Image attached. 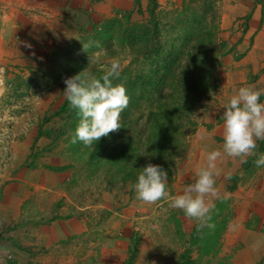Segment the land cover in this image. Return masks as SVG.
Instances as JSON below:
<instances>
[{"label":"rangeland","instance_id":"374dc122","mask_svg":"<svg viewBox=\"0 0 264 264\" xmlns=\"http://www.w3.org/2000/svg\"><path fill=\"white\" fill-rule=\"evenodd\" d=\"M239 2L163 0V4H160V0H148L147 8L141 12H138L136 4V9L131 12L135 14L133 20L130 15L131 23L149 24L156 20L162 31L161 43L169 46L174 43L178 32L187 29L178 23L187 22L184 18L192 17V12L195 17L205 18L203 11H208L203 19L205 28L202 30L206 31L204 37L210 36L212 41L209 53L214 54L211 68L215 71L212 77L214 84L200 97L197 108L191 113L192 125L185 123L183 129L174 130L175 138L161 151L145 146L152 124L148 122L151 118L148 117L149 111L142 113L147 116L140 117V109L133 107L125 118L128 122L125 128L126 137L134 142L136 149L134 151L132 147L133 154L129 152V161L125 165L121 164L119 170L109 164L108 156L102 162H97L98 165L89 167L88 156H84L86 146L81 148V152L73 151L71 139L77 127L74 125L76 118L69 111L61 115L57 113L67 101L64 80L74 76L71 69L77 64L76 58L69 61L68 55L73 50V53L85 52L87 49L80 50L78 44L82 45L85 38L98 32L106 20H124L126 14L115 11L108 19H103L92 16L84 9L54 8L45 23L50 38L22 48L26 56L8 55L5 62L1 63L0 206L14 203L10 194L36 193V185L32 180L38 183L49 181L55 186H51L47 192L53 196L65 194L70 197L65 200L71 207L85 209L84 213L92 216L94 207L97 208L96 220L103 223L104 241L118 240L128 245V255L121 259L124 260L122 264H133V260L140 255L142 243L150 256L157 257L154 259L155 264H196L198 257L202 260L205 257L199 246L202 239L196 238L194 243L196 222L186 218L182 211L172 209L166 199L155 204L135 199L133 185L140 171L151 163L167 171V191L170 195L181 194L183 188L194 181L196 167L206 162V152L218 149V145L223 144V138L215 136L214 130L223 124L224 107L231 96L244 84H264V54L250 53L255 40L243 42L244 35L249 31L248 18L232 20V6ZM155 5L157 7L153 11ZM17 38L20 39V36ZM263 49L264 44H260L256 50L260 52ZM112 52L107 54L100 50L90 54L87 71L93 68L104 74L115 60L120 62V74L124 70L135 74L136 71L146 70L147 66L142 67L135 61L137 56L130 48L116 47ZM78 61L86 62L82 58H78ZM121 85L126 89L131 103L132 91L128 90L126 84ZM173 94L168 89L162 95H150L151 99L144 101L141 109L156 101L172 103L176 99ZM260 100L264 103V96ZM180 118L179 123L184 124L186 118ZM122 119L123 113L120 122ZM137 134L139 136H135ZM120 142L108 146L109 151L119 146ZM262 148L264 141H259L257 155L249 156L243 169L236 174H222L223 169L218 168L219 175L215 179L219 198L213 201L215 208L224 204L227 211L231 210L230 201L224 197L238 191L242 171L250 167ZM118 153L119 149L111 155L117 160ZM62 203L55 208L58 215ZM214 212L212 217H215ZM222 213L216 217V223L228 224L231 216L228 221V215L223 217ZM37 218L39 220L40 217ZM18 225L14 226L12 222L6 230ZM197 233L199 237L205 235L203 230ZM222 235L220 233L218 242L224 238ZM219 246L218 243L211 249L212 257L220 254Z\"/></svg>","mask_w":264,"mask_h":264},{"label":"crops","instance_id":"0c3cea01","mask_svg":"<svg viewBox=\"0 0 264 264\" xmlns=\"http://www.w3.org/2000/svg\"><path fill=\"white\" fill-rule=\"evenodd\" d=\"M160 1L163 4V0ZM136 4L138 12H141L147 8L148 0H0V72L1 63L8 55L21 57L25 55L22 48L50 38L45 23L54 8L84 9L96 18L108 19L115 11L131 15ZM232 8V20L248 18L249 31L244 35L243 42L255 40L250 53L263 55L264 49L260 52L256 49L264 44V0H240ZM134 17L135 14H132V20ZM245 86L264 89V84ZM214 132L215 136L222 138L223 124L218 125ZM218 149L222 151V144L218 145ZM258 153H264V150H258ZM245 163L240 158L224 156L217 161V169L222 168V174L233 175L242 170ZM242 173L238 191L234 195H223L230 201L231 210L225 208L222 213L223 217L228 215V221L231 216L229 223L214 226L224 237L216 244L220 245V254L212 257L211 251H204L200 244L205 257L200 260L196 255V264H264V166L257 167L253 162ZM32 181L36 185V193L10 194L14 203L0 206V226L3 225L0 227V264L124 263L121 259L128 255V245L118 240L104 241L103 223L96 220V207L93 216L85 214V209L71 207L65 200L70 197L65 194L53 196L47 192L55 184ZM61 201L58 215L55 208ZM214 211L213 215L221 213L218 208ZM12 222L14 226L20 225L7 231V225ZM214 228L206 227V230L214 231ZM154 256L149 255L142 243L140 255L133 260V264H155L157 257Z\"/></svg>","mask_w":264,"mask_h":264},{"label":"trees","instance_id":"16d2710c","mask_svg":"<svg viewBox=\"0 0 264 264\" xmlns=\"http://www.w3.org/2000/svg\"><path fill=\"white\" fill-rule=\"evenodd\" d=\"M152 3L155 4V2ZM156 7L157 5L153 6L152 10L154 11ZM209 11H212V7ZM203 13L206 18L208 11L204 9ZM205 18L195 17L193 12L192 17L184 18L187 22L178 24L183 25V28L187 29L182 33L178 32L174 43L169 46L161 43L162 31L160 24L156 20L151 21L149 24H134L131 23L130 15L128 14L124 20L116 18L106 20L102 23V27L98 32L85 38L82 45L78 44L81 46L80 50H83L84 45H87L85 52L73 53L74 50L71 51V54L68 55L69 61L72 58L77 60V64L75 63L71 69L74 76L83 71L81 73L82 77L87 73L100 78L103 73L96 72L93 68L87 71L89 55L100 50L103 53L110 54L113 53L112 51L116 47L130 48L137 56L135 61L142 67L147 66L146 70H142V72L136 71L137 73L135 74L129 72V70H124L118 79L113 78L112 82L114 85L126 84L125 86L128 90L132 91L130 93L132 102L128 103L127 108L122 112V127L119 131L112 132L107 137H102L99 141L94 142L91 147H86L84 156H88L89 167L96 165L97 162H102L105 156H108L109 164L115 166L116 170L121 168V164H127L129 152L133 154L132 147L134 151L136 149L134 142L129 137H126L127 130L125 128L128 125L125 118L133 107L140 109V117H143V115L147 116L142 113L146 110L149 111L148 117L151 118L148 119V122L152 124H150L151 132L147 137L145 146L151 150H164L167 144L175 138L174 130L177 128L183 129L186 125H192L191 113L197 108L200 97L208 92L210 86L214 84L212 77L215 71L211 70L214 54L209 53L212 41H210V36L209 38L204 37L206 31L202 30V28H205L203 23ZM78 58H82V61L85 60L86 62H79ZM168 89L176 97L172 103L156 101L150 103L149 108L147 107L148 109L146 106L141 109L144 101L151 99L150 95H158V93L162 95ZM68 111L71 112L72 117L76 118L74 125L77 126L80 119L78 110L72 108L68 101L59 109L57 115ZM182 116L186 118L184 124L179 123ZM182 119L184 120V118ZM117 141H121L118 144L119 146L110 152L108 146ZM73 145L74 152H81V148L85 147L81 142ZM117 149H119V153L116 160L111 153ZM84 156L83 154L81 155L83 158ZM163 165H165V162H163ZM225 206L222 204L218 209L223 212ZM214 216L210 222L215 227L224 225L223 223H216L215 219L218 215ZM197 232L194 235V243H196V238L197 240L201 238L200 243L204 251H211L213 246L217 244L221 233L215 228L214 231L203 229V235L204 233L205 235L199 237Z\"/></svg>","mask_w":264,"mask_h":264},{"label":"clouds","instance_id":"9594fccd","mask_svg":"<svg viewBox=\"0 0 264 264\" xmlns=\"http://www.w3.org/2000/svg\"><path fill=\"white\" fill-rule=\"evenodd\" d=\"M120 71V62L115 60L100 78L87 73L82 77V71L64 80V95L80 117L71 143L81 142L91 147L94 142L122 127L121 113L127 108L129 97L123 85L112 82L113 78H119ZM261 96H264V90L251 86L235 91L222 115V151L206 152V162L196 167L194 181L185 186L181 194L170 195L167 171L160 165L148 163L133 185L135 199L146 204L166 199L172 209L182 211L186 218L196 222L198 232L205 227L214 228L210 221L215 210L211 200L219 198L215 179L219 175L217 161L226 156L247 162L246 157L257 155V141H264V103ZM254 163L257 167L264 166V153H260Z\"/></svg>","mask_w":264,"mask_h":264}]
</instances>
